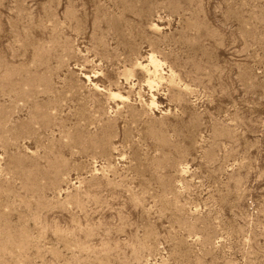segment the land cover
I'll list each match as a JSON object with an SVG mask.
<instances>
[{"label": "rangeland", "instance_id": "1", "mask_svg": "<svg viewBox=\"0 0 264 264\" xmlns=\"http://www.w3.org/2000/svg\"><path fill=\"white\" fill-rule=\"evenodd\" d=\"M0 264H264V0H0Z\"/></svg>", "mask_w": 264, "mask_h": 264}]
</instances>
